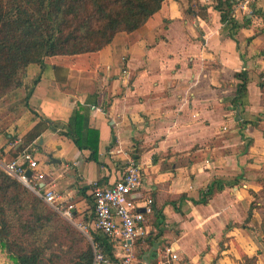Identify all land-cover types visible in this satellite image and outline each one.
<instances>
[{"label": "crops", "instance_id": "obj_1", "mask_svg": "<svg viewBox=\"0 0 264 264\" xmlns=\"http://www.w3.org/2000/svg\"><path fill=\"white\" fill-rule=\"evenodd\" d=\"M251 1L235 7L239 22L251 18L235 37L216 0H165L143 26L117 33L99 51L45 58L30 107L64 122L87 107L89 126L99 131V161L50 126L25 149L33 150L49 187L74 205L78 221L94 217L93 185L116 181L129 157L138 160L162 214L158 225L154 213L148 216V230L162 235L156 256L143 238L134 241L133 264H264V212L252 206L264 187V17L253 14ZM256 5L264 8V0ZM40 70L30 64L27 75ZM243 70L247 94L237 106ZM18 107L7 108L11 118L0 122L1 163L22 151L16 139L40 121ZM169 246L178 258L164 255ZM0 264H15L1 247Z\"/></svg>", "mask_w": 264, "mask_h": 264}, {"label": "trees", "instance_id": "obj_2", "mask_svg": "<svg viewBox=\"0 0 264 264\" xmlns=\"http://www.w3.org/2000/svg\"><path fill=\"white\" fill-rule=\"evenodd\" d=\"M165 0H0V98L9 91L25 87L23 78L30 64H38L40 72L26 88L24 104L37 117L29 105L34 86L40 81L47 67L45 57L75 56L96 52L109 44L119 32L131 33L143 26L161 10ZM239 0H216L214 8L221 13V22L229 36L235 37L238 30L251 23L250 17L239 22L235 7ZM253 14L264 17V8L251 1ZM207 9V6L203 8ZM192 11V7L189 8ZM264 31V29H263ZM240 79L233 102L244 103L247 94L248 74L237 73ZM50 126L72 139L81 150H90L89 159L99 161V131L89 126L87 107L74 110L67 122L54 121L40 116V121L27 136L16 144L21 151L29 148L41 131ZM22 147V148H21ZM220 187V186H219ZM16 176L7 173L0 164V247L15 264H93L94 249L68 220L63 218L42 195ZM220 187L219 189H221ZM214 186L206 191L200 202H206ZM43 193V190H40ZM157 225L162 222L161 211L155 208ZM159 228V227H157ZM264 232V213L261 223ZM94 239L115 264L113 243L101 231H93ZM162 229L141 238L148 243L156 256L158 238ZM83 244V245H81ZM147 250H142V253ZM256 264L254 258H248Z\"/></svg>", "mask_w": 264, "mask_h": 264}, {"label": "built area", "instance_id": "obj_3", "mask_svg": "<svg viewBox=\"0 0 264 264\" xmlns=\"http://www.w3.org/2000/svg\"><path fill=\"white\" fill-rule=\"evenodd\" d=\"M248 2L249 0H245V4ZM18 141L19 137L15 143ZM1 165L7 173L16 176L33 190L38 185L37 192L65 218H75L74 205L62 200L49 187L46 175L38 169L39 163L33 150L27 149L19 157ZM28 170L32 171L31 176L27 174ZM40 190H43L42 194ZM91 194L94 200V217L88 223L78 222L77 227L91 239L94 249L93 264H114L100 242L94 239L93 230L101 231L114 245H118L119 251L116 254L114 252L119 260L118 264H133V242L149 233L147 219L155 211L154 199L144 185L138 160L133 156L129 157L119 179L104 186L94 184ZM163 253L171 259L178 258L175 249L170 246L163 249Z\"/></svg>", "mask_w": 264, "mask_h": 264}, {"label": "rangeland", "instance_id": "obj_4", "mask_svg": "<svg viewBox=\"0 0 264 264\" xmlns=\"http://www.w3.org/2000/svg\"><path fill=\"white\" fill-rule=\"evenodd\" d=\"M62 57V56H61ZM46 58V57H45ZM57 59H63V58H57ZM35 77V76H34ZM33 78H29L27 74H25L23 81L25 82V87L21 86L19 88H16L14 90L9 91L7 94H5L4 96H2L0 98V122L2 121L3 124H6V122L8 121L9 118H11V116H8L9 114H6V109L7 108H11L13 106H19L18 108L22 107L24 108L25 104H24V96L26 95V88H28L27 86L31 85L33 83ZM13 110V109H11ZM1 164V162H0ZM260 203V205H259ZM253 208H263V212H264V187L263 189L259 192V194H257V197L254 199L253 201ZM61 216L63 218H65L62 214ZM66 220H68L74 227H76L80 232H82L78 227L77 224L78 222H84V223H88L91 221V218H87L85 220H76L75 218L70 220L65 218ZM94 231V230H93ZM260 235L263 237V241H264V232L262 231V229L259 231ZM85 238H87V240L89 242H91V239L88 235L84 234ZM94 236V235H93ZM83 245V244H81ZM264 245V244H263ZM137 250V251H136ZM135 250V253L137 255L138 253V249Z\"/></svg>", "mask_w": 264, "mask_h": 264}, {"label": "water", "instance_id": "obj_5", "mask_svg": "<svg viewBox=\"0 0 264 264\" xmlns=\"http://www.w3.org/2000/svg\"><path fill=\"white\" fill-rule=\"evenodd\" d=\"M29 176L32 175V171L31 170H28V173H27Z\"/></svg>", "mask_w": 264, "mask_h": 264}]
</instances>
